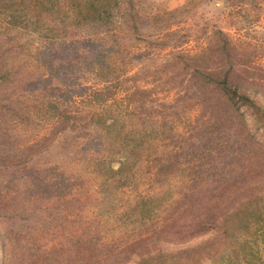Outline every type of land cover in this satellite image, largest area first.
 <instances>
[{"label": "rangeland", "instance_id": "374dc122", "mask_svg": "<svg viewBox=\"0 0 264 264\" xmlns=\"http://www.w3.org/2000/svg\"><path fill=\"white\" fill-rule=\"evenodd\" d=\"M129 3L138 11V37L125 25L116 30L133 51L130 72H138V85L145 88L139 87L138 98L144 101L140 108H155L176 123V135L160 147L166 149L161 156L190 161L204 178L213 174L219 181L232 180L230 189L236 193L228 203L213 198L188 205L157 238L97 264H136L160 249L196 245L216 232L213 223L245 195L264 192V0ZM9 21L0 14V264L8 255L6 234H19L15 225L34 219V211L50 221L53 214L60 215L59 208L79 203L80 189H62L78 178L63 175L59 166L94 136L83 123L61 129L42 106L49 95L68 99L79 94L82 84L92 87L94 80L79 81L63 67L72 59L67 53L45 55L48 70L30 64L28 51L39 52V59L41 42L35 36L33 45L28 44L34 35L10 30ZM223 78L263 110L253 111L245 99L235 109L227 108L208 88ZM150 171L147 164L139 171L138 187L129 194L133 198L151 189L155 176Z\"/></svg>", "mask_w": 264, "mask_h": 264}, {"label": "trees", "instance_id": "16d2710c", "mask_svg": "<svg viewBox=\"0 0 264 264\" xmlns=\"http://www.w3.org/2000/svg\"><path fill=\"white\" fill-rule=\"evenodd\" d=\"M125 2L0 0V14L12 24L9 29L34 35L28 44L33 45L35 36L41 42L39 59V52L36 56L28 51L30 64L47 69L45 55L63 52L72 58L63 67L74 71L79 81L94 80L92 87L82 84L74 97L49 95L42 104L46 117L63 130L79 123L93 129L89 143L59 166L63 175L78 178L62 189H80L79 203L59 208L60 215L53 214L50 221L34 211V219L15 225L19 234L5 236V264H97L157 238L188 205L213 198L228 203L235 196L232 180L219 181L213 174L204 178L190 161L161 156L166 149L160 147L176 135V123L155 108H140L144 101L138 98V72L128 67L133 51L116 30L125 25L138 37V11ZM208 88L231 110L243 99L253 111L263 110L226 78L213 80ZM146 164L152 167L154 183L133 198L129 194L138 187V173ZM213 225L216 232L206 240L178 250H157L136 264H264V192L245 195Z\"/></svg>", "mask_w": 264, "mask_h": 264}]
</instances>
